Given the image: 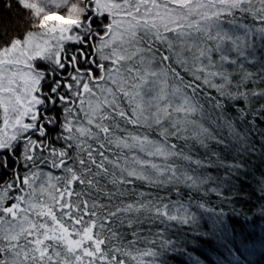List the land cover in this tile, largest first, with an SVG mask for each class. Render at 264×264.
<instances>
[{
  "label": "snow or ice",
  "instance_id": "snow-or-ice-1",
  "mask_svg": "<svg viewBox=\"0 0 264 264\" xmlns=\"http://www.w3.org/2000/svg\"><path fill=\"white\" fill-rule=\"evenodd\" d=\"M257 154L264 0H0V264H250L210 198Z\"/></svg>",
  "mask_w": 264,
  "mask_h": 264
},
{
  "label": "trees",
  "instance_id": "trees-1",
  "mask_svg": "<svg viewBox=\"0 0 264 264\" xmlns=\"http://www.w3.org/2000/svg\"><path fill=\"white\" fill-rule=\"evenodd\" d=\"M5 18L9 17L7 12ZM247 176L241 175V182H233L235 190L226 194L234 198L233 203L221 202L215 196L210 198V203L224 213V224L229 233L235 229L236 232H247L253 234L257 239L255 247L250 253H246L250 264H264V217L260 216L259 209L264 206V192L260 190V181L264 174V163L261 162L259 154L248 162ZM226 188L228 186H225ZM241 212V215H236ZM200 231H211V222L205 216L201 221ZM195 235V233H193ZM231 239V236L228 237ZM226 240L221 241L216 236L201 237L193 241L189 237L190 255H177L175 259H168L167 264H193L194 259H199L202 264H216L220 254L231 260L225 248ZM230 247V245H229Z\"/></svg>",
  "mask_w": 264,
  "mask_h": 264
}]
</instances>
